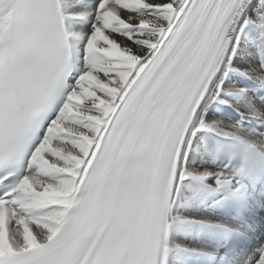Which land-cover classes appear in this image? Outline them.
Wrapping results in <instances>:
<instances>
[{
    "label": "snow or ice",
    "instance_id": "snow-or-ice-1",
    "mask_svg": "<svg viewBox=\"0 0 264 264\" xmlns=\"http://www.w3.org/2000/svg\"><path fill=\"white\" fill-rule=\"evenodd\" d=\"M0 264H264V0H0Z\"/></svg>",
    "mask_w": 264,
    "mask_h": 264
}]
</instances>
